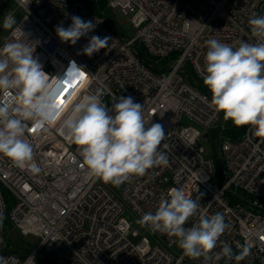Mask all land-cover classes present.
Returning <instances> with one entry per match:
<instances>
[{"label":"built area","instance_id":"built-area-1","mask_svg":"<svg viewBox=\"0 0 264 264\" xmlns=\"http://www.w3.org/2000/svg\"><path fill=\"white\" fill-rule=\"evenodd\" d=\"M109 9L131 14L135 34L118 38L104 17L93 13L82 0H0V49L17 40L34 49L33 58L49 75V90L57 89L62 112L56 121L37 129L26 122L25 139L34 149L41 168L32 173L0 155V257L4 264H204L183 256L176 238L147 227L137 242L125 212L138 220L155 212L173 188L192 199L203 196L197 216L222 213L230 228L220 237L234 253L247 244L251 254L239 264H264V138L244 126L236 139L223 135L221 115L211 105V94L201 90L206 75V41L217 39L236 48L241 41L254 43L249 19L264 15V0H106ZM8 16L15 18L5 28ZM72 16L92 21L95 28L75 45L62 42L56 27L71 25ZM110 37L109 46L87 56L82 49L92 36ZM141 45L154 63L168 58L160 72L151 71L137 56ZM171 55H174L170 58ZM189 73V74H188ZM82 74V75H81ZM61 79V80H60ZM63 80V81H62ZM67 81V83H66ZM70 82V83H68ZM104 92L103 102L114 115L113 98H134L143 106L145 122L163 126L161 151L167 167H154L144 176H131L116 191L111 183L90 178L79 146L64 126L73 118L76 104ZM15 92H0V103L14 102ZM182 116L196 126L180 127ZM220 148L224 171L214 179L215 165L205 156L202 142ZM7 208L8 213H7ZM6 224V226H4ZM36 239L28 251H12L15 239ZM220 250V243L214 251ZM217 264H226L221 259ZM227 264H236L235 261Z\"/></svg>","mask_w":264,"mask_h":264},{"label":"clouds","instance_id":"clouds-1","mask_svg":"<svg viewBox=\"0 0 264 264\" xmlns=\"http://www.w3.org/2000/svg\"><path fill=\"white\" fill-rule=\"evenodd\" d=\"M72 23L55 29L62 42L75 45L95 28L92 21L72 16ZM16 20L5 18L4 27L12 28ZM254 43L241 41L239 46L223 43L215 38L206 41L203 83L212 94L211 105L224 120L237 127L251 126L253 135L264 138V15L249 19ZM110 37L92 36L82 49L91 56L109 46ZM34 49L17 40L6 42L0 49V92H15L14 102L0 103V155L9 158L21 169L39 173L34 149L26 140V122L33 121L37 129L56 121L62 112L58 92L48 88L49 75L33 58ZM61 80V79H60ZM70 83V82H68ZM104 92L87 96L75 105L73 118L64 121L72 142L79 146L83 164L90 178L120 186L131 176H144L154 167H167L168 155L161 151L165 138L163 126L145 122L143 106L131 96L120 97L109 114L103 102ZM182 189L173 188L162 198L157 210L145 213L138 221L168 237L176 238L183 256L193 260L203 257L204 264H217L221 259L239 264L251 254L247 244L237 245L239 253L221 242L220 237L230 228L222 213L199 215L192 227L188 220L197 216L201 207ZM3 215L0 213V227ZM220 243V250L214 251ZM0 264L4 260L0 257Z\"/></svg>","mask_w":264,"mask_h":264},{"label":"rangeland","instance_id":"rangeland-1","mask_svg":"<svg viewBox=\"0 0 264 264\" xmlns=\"http://www.w3.org/2000/svg\"><path fill=\"white\" fill-rule=\"evenodd\" d=\"M131 14L129 13L127 16L121 15L119 12L110 9L109 12L106 14V25L114 32V34L120 38L121 40H127L129 37L134 36L135 34V28L132 25V22L130 20ZM4 32L0 31V35H3ZM189 74V73H188ZM63 81V80H62ZM58 89V87H57ZM57 89H53L52 91H57ZM224 122V118L221 115L220 120L217 124L221 125V123ZM180 127H186V126H196L195 123H193L191 120H189L187 117L182 116L179 122ZM202 146L204 149V155L207 157H210L212 159H215L216 162L219 165L220 172L223 173L224 171V163L222 160L220 148L217 144L216 140H203ZM114 190L119 191L120 186H113ZM8 208H7V213H8ZM125 217L127 220L131 223V226L133 230L136 232V236L130 237V239L134 242H137L141 237H146L151 244H154V236L153 234L147 230L145 226H142L140 223H138V219L130 212H125ZM6 226V224H4ZM19 238H22L26 242H35L36 239L31 236L23 237L19 236Z\"/></svg>","mask_w":264,"mask_h":264},{"label":"trees","instance_id":"trees-1","mask_svg":"<svg viewBox=\"0 0 264 264\" xmlns=\"http://www.w3.org/2000/svg\"><path fill=\"white\" fill-rule=\"evenodd\" d=\"M87 7L90 9V11H92L95 14H98L102 17H104L106 19V14L109 12V8L107 7V2L106 0H82ZM110 29V28H109ZM135 47L137 48V56L139 57V59L143 60L145 65L153 72H160L163 69H165L167 63H168V58L160 60L156 63H154V61L146 54V52L144 51V49L142 48V46L139 44L135 45ZM174 55H171L170 58H172ZM198 87L207 92L210 93L211 92L208 90V88L205 85H198ZM212 96V94H211ZM224 129H223V135H225L226 137H229L230 139H236L238 138L243 130H244V126L242 127H237L233 124V122L231 120H224ZM219 131V128H217L214 131V134L211 136V140H214V135H216L215 133ZM214 161V165H215V175H214V179L219 178L221 175L220 172V168L218 163L216 162L215 159H213ZM15 244L13 245V249L12 251H20L19 249H24V251H28V249H30L32 247V242H26L24 241L22 238L17 237L14 241Z\"/></svg>","mask_w":264,"mask_h":264},{"label":"water","instance_id":"water-1","mask_svg":"<svg viewBox=\"0 0 264 264\" xmlns=\"http://www.w3.org/2000/svg\"><path fill=\"white\" fill-rule=\"evenodd\" d=\"M203 138H204L205 140H209V132H208V131H206V132L203 134Z\"/></svg>","mask_w":264,"mask_h":264},{"label":"snow or ice","instance_id":"snow-or-ice-1","mask_svg":"<svg viewBox=\"0 0 264 264\" xmlns=\"http://www.w3.org/2000/svg\"><path fill=\"white\" fill-rule=\"evenodd\" d=\"M82 75V74H81ZM66 83H67V81H66Z\"/></svg>","mask_w":264,"mask_h":264}]
</instances>
